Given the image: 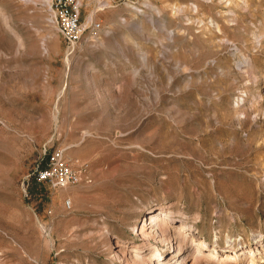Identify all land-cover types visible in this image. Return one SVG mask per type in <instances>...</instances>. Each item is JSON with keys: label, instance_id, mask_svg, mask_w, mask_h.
I'll use <instances>...</instances> for the list:
<instances>
[{"label": "rangeland", "instance_id": "1", "mask_svg": "<svg viewBox=\"0 0 264 264\" xmlns=\"http://www.w3.org/2000/svg\"><path fill=\"white\" fill-rule=\"evenodd\" d=\"M78 2L98 26L70 45L45 0H0V264H118L111 242L139 241L133 224L161 202L208 244L253 247L264 0L235 23L220 0ZM55 152L79 184L35 180Z\"/></svg>", "mask_w": 264, "mask_h": 264}, {"label": "bare ground", "instance_id": "2", "mask_svg": "<svg viewBox=\"0 0 264 264\" xmlns=\"http://www.w3.org/2000/svg\"><path fill=\"white\" fill-rule=\"evenodd\" d=\"M220 2L228 7V12L232 13L231 17L226 18L227 22H234L236 12L233 9L249 12L251 0H220ZM193 7L197 10L196 6ZM92 18L93 13L88 16L87 22L90 23ZM3 20L6 23V19ZM211 23L217 32H222L218 20L212 19ZM177 215L176 217L173 212L172 204L161 202L157 207H147L132 227L139 241L129 246L121 236H117L111 242L112 254L117 263L255 264L258 260L264 261V237L260 234L253 237L254 246L247 249L243 248L245 240L233 242L227 240L224 246H220L214 240L208 244L205 240L196 237L198 233L196 227L186 219L183 212ZM194 219H198V215ZM163 248L164 250L161 251Z\"/></svg>", "mask_w": 264, "mask_h": 264}, {"label": "built area", "instance_id": "3", "mask_svg": "<svg viewBox=\"0 0 264 264\" xmlns=\"http://www.w3.org/2000/svg\"><path fill=\"white\" fill-rule=\"evenodd\" d=\"M47 11L61 37L70 45L79 44L85 37V32L94 30L98 25L90 28L80 22V5L78 0H45ZM92 36V35H91ZM92 38V37H90ZM82 170L73 168L59 152L53 153L45 166L35 171V180L46 183L52 189H64L77 185L81 179ZM70 207V201H66Z\"/></svg>", "mask_w": 264, "mask_h": 264}]
</instances>
